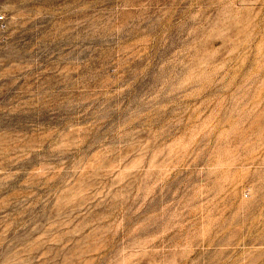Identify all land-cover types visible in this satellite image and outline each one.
<instances>
[{
    "label": "rangeland",
    "instance_id": "rangeland-1",
    "mask_svg": "<svg viewBox=\"0 0 264 264\" xmlns=\"http://www.w3.org/2000/svg\"><path fill=\"white\" fill-rule=\"evenodd\" d=\"M0 264H264V0H0Z\"/></svg>",
    "mask_w": 264,
    "mask_h": 264
}]
</instances>
